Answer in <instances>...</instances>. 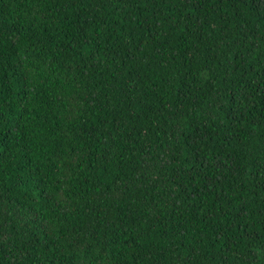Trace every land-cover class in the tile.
<instances>
[{
  "label": "trees",
  "instance_id": "obj_1",
  "mask_svg": "<svg viewBox=\"0 0 264 264\" xmlns=\"http://www.w3.org/2000/svg\"><path fill=\"white\" fill-rule=\"evenodd\" d=\"M0 264H264V0H0Z\"/></svg>",
  "mask_w": 264,
  "mask_h": 264
}]
</instances>
